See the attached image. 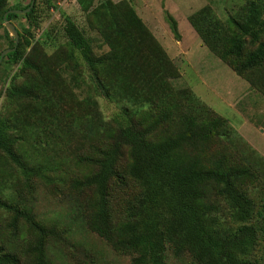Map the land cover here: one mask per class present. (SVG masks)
<instances>
[{
    "label": "rangeland",
    "instance_id": "1",
    "mask_svg": "<svg viewBox=\"0 0 264 264\" xmlns=\"http://www.w3.org/2000/svg\"><path fill=\"white\" fill-rule=\"evenodd\" d=\"M29 2L9 0L10 5L19 6ZM244 2L93 0L89 5V0H35L38 26L26 34L22 29H27V23L22 18L12 21L22 36L18 42H30L28 48L20 49L23 57L33 49L36 57L30 56V60L39 64V74L21 73L18 64L0 65V117L6 120L15 153L24 164L20 170L0 152V246L4 251L21 264H31L38 237L35 227H39L44 230L46 264L130 263V255L115 251L90 231V192L78 190L73 183L92 170L89 158L95 157L93 144L100 141L99 129L107 130L112 117L124 109L135 110L153 100L155 109L147 106L134 116L139 126L153 125L159 135L167 133L175 120L192 118L211 137L205 149L208 155L224 156L229 164L250 169L253 176L244 192L254 213L248 224L258 230L255 256L264 263V238L259 234L264 220V93L243 80L254 72L262 75L264 66L239 77L199 37L211 33L220 47L228 46L231 36L224 33L225 26L230 18L242 17ZM125 6L157 41L156 52L165 64L159 68L151 65L153 75L142 88L136 77L140 66L119 65L107 46V40L115 36L111 20L128 19ZM106 8L110 11L105 12ZM166 13L177 24L178 38L170 30ZM65 17L87 39L92 57L106 59L98 64L99 72L118 69L123 88L117 84L106 94L79 53H73L75 58L70 55L62 36ZM210 17L216 19L214 25L209 23ZM3 34L0 28V37ZM11 39L0 38V51L14 45ZM121 58L128 61L125 55ZM157 69L165 73L164 82L158 79ZM9 85L33 92L9 99ZM121 158L120 169L125 162ZM126 184L124 189L111 188L115 219L122 217L126 202L138 193L132 182ZM217 203L219 215L230 222L225 202L219 198ZM224 225L233 227L232 223Z\"/></svg>",
    "mask_w": 264,
    "mask_h": 264
},
{
    "label": "trees",
    "instance_id": "2",
    "mask_svg": "<svg viewBox=\"0 0 264 264\" xmlns=\"http://www.w3.org/2000/svg\"><path fill=\"white\" fill-rule=\"evenodd\" d=\"M30 2L19 6L10 5L9 0H0L3 38H12L4 27V14L23 11ZM92 2L89 0V5ZM125 8L128 19L111 20L115 36L107 40V46L119 65L140 66L141 71L136 77L139 79L137 85L142 88L153 75L152 66L159 68L165 64L156 52L157 41L133 11ZM242 10L240 19L230 18L228 27L225 26L224 33L228 31L231 36L228 46L220 47L219 39L211 33L198 35L204 47L227 62L239 77L264 66V0H245ZM35 11L32 7L25 14L10 12L5 19L12 23L22 18L27 23V29L22 30L29 34L39 24ZM109 11L110 8L105 9V12ZM166 16L172 34L178 38L176 22L167 13ZM208 19L210 24L217 22L212 17ZM18 36L21 40L20 33ZM62 36L70 55L73 56L75 51L79 53L80 59L88 66L85 68L106 94L117 84L120 89L124 87L118 69L99 72L98 64L106 59L92 57L87 39L66 17ZM11 41L14 43L13 38ZM22 46L28 48L30 42L19 41L16 50L5 55L0 65L18 64L21 73L32 71L39 74V64L30 60V56L36 57L33 49L23 57ZM121 55L127 56L128 61L124 62ZM157 71L158 79L164 82L165 73L162 74L160 69ZM243 80L250 88L256 87L264 93V71L259 76L254 72ZM32 92L30 88L21 90L13 85L6 88L9 99L25 97V93ZM147 106L150 110L155 109L153 100L145 101L135 110L124 109L112 117L107 130L99 129L100 133L96 135L100 136V141L97 139L93 144L95 157L89 158L92 170L73 183L78 190L90 192L87 200L90 231L115 251L130 255L129 264H264L255 256L258 230L248 224L254 213L253 203L244 192L247 181L253 176L250 169L231 165L224 156L208 155L205 149L211 137L206 128L194 123L192 118L175 120L167 133L159 135L155 134L153 125L139 126L134 116ZM8 130L6 120L0 117V152L22 170L24 164L15 153ZM122 156L125 162L120 169ZM128 181L136 186L138 193L126 202L122 217L115 219L110 205L111 188L124 189ZM219 198L226 204L230 222L218 213ZM224 223H232L233 227ZM35 229L38 237L32 249L35 256L31 264H46L42 251L44 230ZM259 234L264 238V220ZM0 264L21 263L0 246Z\"/></svg>",
    "mask_w": 264,
    "mask_h": 264
},
{
    "label": "water",
    "instance_id": "3",
    "mask_svg": "<svg viewBox=\"0 0 264 264\" xmlns=\"http://www.w3.org/2000/svg\"><path fill=\"white\" fill-rule=\"evenodd\" d=\"M34 1L35 0H31L29 7L27 9L23 10V11L22 10H13V11H8V12H6L4 14V16H3L4 27L9 32L10 36H12V38L14 40V46L12 48H10V49H5V50H3L0 53V63H1V61H2V59H3V57L5 55H7L8 53H12V52H14L16 50L17 43H18V38H19L18 33H17V31H16L15 26L13 25V23H11L9 21H6V19H5L6 18V15L8 13H10V12H13L15 14H25V13H27L33 7Z\"/></svg>",
    "mask_w": 264,
    "mask_h": 264
},
{
    "label": "built area",
    "instance_id": "4",
    "mask_svg": "<svg viewBox=\"0 0 264 264\" xmlns=\"http://www.w3.org/2000/svg\"><path fill=\"white\" fill-rule=\"evenodd\" d=\"M68 1H71V0H63L64 3L68 2Z\"/></svg>",
    "mask_w": 264,
    "mask_h": 264
}]
</instances>
